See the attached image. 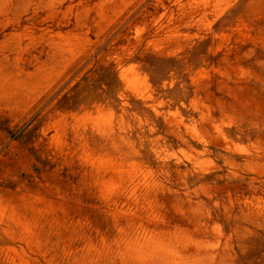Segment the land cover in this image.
<instances>
[{
    "label": "rangeland",
    "instance_id": "rangeland-1",
    "mask_svg": "<svg viewBox=\"0 0 264 264\" xmlns=\"http://www.w3.org/2000/svg\"><path fill=\"white\" fill-rule=\"evenodd\" d=\"M0 264H264V0H0Z\"/></svg>",
    "mask_w": 264,
    "mask_h": 264
}]
</instances>
